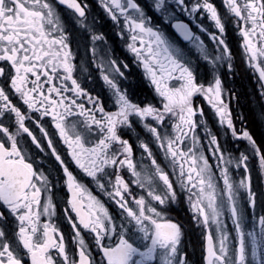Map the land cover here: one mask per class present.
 I'll return each mask as SVG.
<instances>
[{"label":"snow or ice","instance_id":"snow-or-ice-1","mask_svg":"<svg viewBox=\"0 0 264 264\" xmlns=\"http://www.w3.org/2000/svg\"><path fill=\"white\" fill-rule=\"evenodd\" d=\"M238 67L264 127V0H0V264H264Z\"/></svg>","mask_w":264,"mask_h":264},{"label":"flooded vegetation","instance_id":"flooded-vegetation-1","mask_svg":"<svg viewBox=\"0 0 264 264\" xmlns=\"http://www.w3.org/2000/svg\"><path fill=\"white\" fill-rule=\"evenodd\" d=\"M146 2L147 0H142V3H146ZM213 2L217 4L218 8L220 7V0H213ZM181 18L185 19L186 22L190 23V26L193 28V31L201 35V38L205 41L206 45H208L209 48L211 49L212 42L208 39V37L204 33L199 32V30L195 27V25L191 21H188L186 17H181ZM205 23L207 24V22ZM161 26L165 28L166 32L170 36H172V38L175 39L177 43L180 44L181 47H184V42L180 40L178 36H176L174 31L170 27H168V25H161ZM103 30L110 37L111 42H113L117 54L123 56V52H122L123 46L120 44L119 40L116 39L115 33L112 31L110 24L105 23ZM226 39H227V42L229 43V46L233 49L234 52H236L237 43H238L236 35H234L229 30ZM193 52H194V49H193ZM238 56H239V53H237V57ZM236 63L237 65H239V59L236 60ZM238 72L240 73V75L238 78H233L235 82L234 84H232V86H234L237 89L239 97H240L239 104L241 107L239 110L245 113V115L248 117V121L251 126V129L257 134V136H259L261 133H264V127H261L259 122L255 120L253 116V112H252V109H254L255 106L250 104L249 102V97L252 94V90H253V82L250 80L246 67H238ZM132 78L135 81L139 80V77L135 72ZM136 92L141 97L150 98L149 90L145 88L142 83H138ZM197 103H199L201 107H205L206 109V104L204 101L198 98ZM60 195L62 196L63 194L61 193ZM170 215L173 218L178 219L184 224L185 228L187 229L186 234H185V246L187 250L193 254V258L199 261L202 237L198 229H195V230L193 229V226L190 221V214L187 211V205L186 204L185 205H175L173 211L170 212ZM57 216H59V212H57ZM57 224H59L61 231L65 235V240L66 242H68L70 239L69 238V232H70L69 226L67 225L66 222L62 223L59 220H57Z\"/></svg>","mask_w":264,"mask_h":264}]
</instances>
